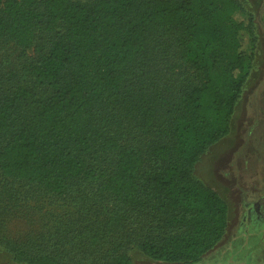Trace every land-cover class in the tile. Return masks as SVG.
Listing matches in <instances>:
<instances>
[{
	"label": "trees",
	"instance_id": "16d2710c",
	"mask_svg": "<svg viewBox=\"0 0 264 264\" xmlns=\"http://www.w3.org/2000/svg\"><path fill=\"white\" fill-rule=\"evenodd\" d=\"M241 8L0 0V42L31 60L0 69V209L34 200L49 217L0 234L13 262L133 264L135 248L196 264L219 245L228 203L195 167L230 133L248 78L255 21Z\"/></svg>",
	"mask_w": 264,
	"mask_h": 264
},
{
	"label": "rangeland",
	"instance_id": "374dc122",
	"mask_svg": "<svg viewBox=\"0 0 264 264\" xmlns=\"http://www.w3.org/2000/svg\"><path fill=\"white\" fill-rule=\"evenodd\" d=\"M240 2L241 12L252 14L255 21V42L247 58L248 78L233 114L230 133L213 144L195 167L196 177L228 203V228L219 245L196 264H264L263 229L254 225L248 232L240 229L245 205L264 195V0ZM171 60L175 62V56ZM30 61L13 43L0 42V69L22 74ZM15 187L21 191L26 189L22 183H16ZM42 205V202L24 199L16 209H0V234L19 239L39 230L49 218L46 206ZM130 254L133 264H170L152 260L135 248ZM0 264L18 263L0 249Z\"/></svg>",
	"mask_w": 264,
	"mask_h": 264
},
{
	"label": "flooded vegetation",
	"instance_id": "af4514ba",
	"mask_svg": "<svg viewBox=\"0 0 264 264\" xmlns=\"http://www.w3.org/2000/svg\"><path fill=\"white\" fill-rule=\"evenodd\" d=\"M253 209L254 212H252ZM257 215L258 218L261 215V218L257 219L256 218ZM254 218L257 220H255ZM253 225L259 226L264 231V195L261 198L256 199L253 202H249L245 205L244 213L240 223V229H244V231L248 232L247 230ZM250 258L251 257H249L247 261H249ZM221 264H226V262ZM228 264H237V263H228Z\"/></svg>",
	"mask_w": 264,
	"mask_h": 264
}]
</instances>
